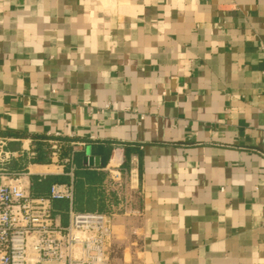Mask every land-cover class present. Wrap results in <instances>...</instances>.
Wrapping results in <instances>:
<instances>
[{"label":"crops","instance_id":"obj_1","mask_svg":"<svg viewBox=\"0 0 264 264\" xmlns=\"http://www.w3.org/2000/svg\"><path fill=\"white\" fill-rule=\"evenodd\" d=\"M1 141L114 215L110 264H264V0H0Z\"/></svg>","mask_w":264,"mask_h":264},{"label":"built area","instance_id":"obj_2","mask_svg":"<svg viewBox=\"0 0 264 264\" xmlns=\"http://www.w3.org/2000/svg\"><path fill=\"white\" fill-rule=\"evenodd\" d=\"M48 144L52 161L58 159L63 147L59 136L50 137ZM3 146L1 141L0 148ZM66 164L73 166L71 160L63 161ZM125 173L126 181L121 170H110L113 182L138 189L136 160ZM26 176L0 165V264H110L114 215L76 212L73 183L53 184L48 197H33ZM55 200L69 204L67 225L54 210Z\"/></svg>","mask_w":264,"mask_h":264},{"label":"trees","instance_id":"obj_3","mask_svg":"<svg viewBox=\"0 0 264 264\" xmlns=\"http://www.w3.org/2000/svg\"><path fill=\"white\" fill-rule=\"evenodd\" d=\"M49 138H40L35 141V149L33 150L34 156L32 159L33 163L37 164H50L51 163V150L48 144ZM74 151L71 147H62L61 156L73 157ZM65 178H56L52 176L47 177H30V192L33 197H48L49 190L53 183L63 182ZM74 185V200H75V184ZM68 202L66 201H53L54 210L56 213L65 212L67 209Z\"/></svg>","mask_w":264,"mask_h":264},{"label":"water","instance_id":"obj_4","mask_svg":"<svg viewBox=\"0 0 264 264\" xmlns=\"http://www.w3.org/2000/svg\"><path fill=\"white\" fill-rule=\"evenodd\" d=\"M85 160H86V161L88 160V161L90 162V165H92V164H91V158L89 159V158L87 157V158H85Z\"/></svg>","mask_w":264,"mask_h":264}]
</instances>
